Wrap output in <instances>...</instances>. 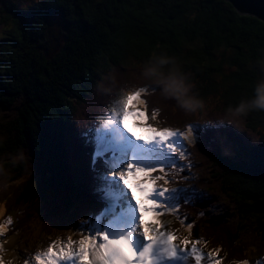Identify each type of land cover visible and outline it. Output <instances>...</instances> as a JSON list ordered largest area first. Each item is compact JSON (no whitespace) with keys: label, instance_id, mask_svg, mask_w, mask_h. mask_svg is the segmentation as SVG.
<instances>
[{"label":"trees","instance_id":"16d2710c","mask_svg":"<svg viewBox=\"0 0 264 264\" xmlns=\"http://www.w3.org/2000/svg\"><path fill=\"white\" fill-rule=\"evenodd\" d=\"M41 2L65 25V41L50 57L41 14L22 21L29 6L0 0V221L11 217L9 231L19 232L25 249L36 222H54L39 211L36 133L54 119L81 131L97 123L114 98L112 88L97 94L100 86L133 62L146 72L129 68L121 86H146L143 100L149 115L158 109L157 124L199 130L186 141L197 174L178 180L213 199V211L200 216L196 201L182 202L192 238L208 241L209 251L219 247L226 264L264 258V107L256 104L264 22L224 0ZM170 81L179 96L166 90Z\"/></svg>","mask_w":264,"mask_h":264},{"label":"snow or ice","instance_id":"6c2138e0","mask_svg":"<svg viewBox=\"0 0 264 264\" xmlns=\"http://www.w3.org/2000/svg\"><path fill=\"white\" fill-rule=\"evenodd\" d=\"M38 14L47 22L45 37L56 41L63 36L60 13L41 0L19 16L23 21ZM147 90L120 93L86 131L59 119L37 131L42 156L36 169L39 211L50 222L71 224L72 235L50 240L45 248L24 258L23 264H221L220 248L205 253L200 245L206 241L192 238L193 224L179 216L181 202L203 200L206 193L194 186H170L180 182L175 170L183 166L177 160L186 155L178 138L191 139L199 130L189 125L185 136L155 126L159 112L153 108L149 115L142 99ZM166 90L180 95L175 81ZM256 96V104L264 107V86ZM129 121L131 129L143 134L133 135ZM207 133L204 129L201 138ZM224 148L231 151L229 145ZM146 214L148 220L143 219ZM172 216L189 235H181L172 226ZM11 224V217L0 221V264H13L5 259L4 247V234ZM235 264H264V258Z\"/></svg>","mask_w":264,"mask_h":264},{"label":"rangeland","instance_id":"374dc122","mask_svg":"<svg viewBox=\"0 0 264 264\" xmlns=\"http://www.w3.org/2000/svg\"><path fill=\"white\" fill-rule=\"evenodd\" d=\"M11 1L17 7L23 8V7H27L29 5H32L33 3H35L38 0H11ZM62 32L64 33L63 36L61 38L57 39L56 41H50V37H48L47 42H46V45H47L46 47H47V52L49 53V57L53 56L60 49V47L62 46V44L65 41V25L64 24H63ZM131 67L134 69V71H133V69ZM142 67L143 66L140 65V64H135L133 62H130L127 65L126 68H120V70L115 75H113L112 77L107 79L105 81V84L100 86L102 90H99V92L97 94H102V93L104 94L105 91H106V90H104L105 88H108V89L112 88V90L114 92L112 97H114L113 99H115L122 92H127L129 90H134L135 87H133V86H129L128 88H124L126 86V84L124 83L122 86H121V84H122V82H124L126 77L130 76L129 75L130 72L128 71L129 68H131L132 73H136L137 74V72H138L140 74V76H142L146 72V71L143 70ZM261 68H262V71H261L262 77H261L260 81L263 83L264 82V66H262ZM113 99H111V101ZM211 99L212 100L208 101V104L210 106H212V104H214V102L216 100V96L212 97ZM197 110L195 109L196 112H199ZM213 110L216 111V109H213ZM164 127H166V126H164ZM193 127L195 128V126H193ZM129 130L133 131V135H141V134H143L139 130L131 129V124H129ZM178 131L184 132L185 136H188V132L185 131L184 129L178 130ZM181 140H182V138H178V142H180ZM182 142H183V150L186 153V148H185V145H184V141L182 140ZM187 158H188V153H186L185 158L183 160H179V159L177 160V163L179 165L183 166L182 169H176L175 170L177 172L178 176H180V172H184L185 173V170H187L189 168H191L192 170L195 169V167L192 168V165H191L192 162H188V163L186 162L185 163V160ZM196 170H197V167H196ZM180 177H182V176H180ZM183 178H184V181H182V182H185V183L187 181H189V182L193 181L192 175H189V173H187V172H186V175H183ZM177 179H178V177H177ZM178 184H182V183H178ZM178 184H173V185H170V186L175 187L177 185V186H181V187H185V188L189 187L188 185H184L183 184V186H182V185H178ZM137 199H139V198H137ZM198 209L204 211V213H205V211H208V215L206 214L207 216H211L212 213L210 214V211H213V209L211 208V205H208L207 203H203L202 206H200ZM172 217H174V219ZM172 217H169V219H171L173 221V225L172 226H176L177 224L179 225V223L176 220V217L175 216H172ZM77 222H79V219H77ZM185 222L188 223L186 220H185ZM201 226H202V223H201ZM32 228H33V230H32V232H31V234L29 236V241L28 242H30L29 246L32 247V249L36 250V252H38L41 249L45 248L50 240H53V239H55L58 236L59 237H64V236L72 235V231H71L72 225L71 224H69L67 227H65L62 223L56 222V221H54L51 225H42L41 222L38 221V222H36L33 225ZM4 235L7 238V243L4 245L5 248H8L7 244L10 243L9 242L10 239L11 240L14 239V243L16 245L14 247V251L16 250L17 252H15V254H14L13 258H12V259H14V260H12L13 264H15V260L16 259H17V264H23L24 257H23V253L21 251V248L23 247L22 243H23L24 238H21V237H19L17 235L8 236V231L5 232ZM77 235H79V233H77ZM182 235L183 236H187L186 227H185ZM73 238L75 239V238H77V236H73ZM201 248L204 250L205 249V245L203 244L201 246ZM5 259L8 260L6 255H5ZM221 264H225L223 262V260H221Z\"/></svg>","mask_w":264,"mask_h":264},{"label":"water","instance_id":"95a60500","mask_svg":"<svg viewBox=\"0 0 264 264\" xmlns=\"http://www.w3.org/2000/svg\"><path fill=\"white\" fill-rule=\"evenodd\" d=\"M224 1L230 3L229 0ZM230 4L239 14L255 17L264 22V0H231Z\"/></svg>","mask_w":264,"mask_h":264},{"label":"bare ground","instance_id":"6f19581e","mask_svg":"<svg viewBox=\"0 0 264 264\" xmlns=\"http://www.w3.org/2000/svg\"><path fill=\"white\" fill-rule=\"evenodd\" d=\"M129 124H131V122L129 121ZM137 195V198H139V194H136ZM34 198V197H33ZM33 202V201H32ZM143 219H145V220H148L149 219V217H148V215L146 214L144 217H143ZM176 225V224H175ZM174 228H178L179 229V231H180V234L182 235L183 234V231H184V229H185V227H181V225L179 224H177L176 226H173ZM9 242L10 243H8L7 244V247L8 248H6V253H5V255L7 256V258L8 259H11V260H14V259H12L13 258V256H14V254H15V252H17L16 250L14 251V247L16 246L15 245V243H14V239H10L9 240ZM15 263H16V261H15ZM205 264H207V261L205 262Z\"/></svg>","mask_w":264,"mask_h":264}]
</instances>
